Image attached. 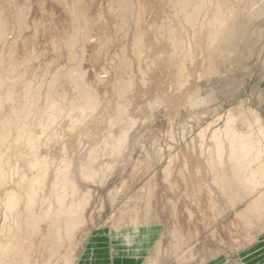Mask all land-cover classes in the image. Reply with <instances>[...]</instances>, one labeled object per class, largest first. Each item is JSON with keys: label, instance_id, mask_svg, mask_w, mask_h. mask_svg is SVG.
<instances>
[{"label": "rangeland", "instance_id": "374dc122", "mask_svg": "<svg viewBox=\"0 0 264 264\" xmlns=\"http://www.w3.org/2000/svg\"><path fill=\"white\" fill-rule=\"evenodd\" d=\"M125 1L124 10L118 12L122 0H84L87 21L98 15L101 20H106V25L101 30L94 25L91 32L83 33L90 43H94L90 48L94 49L95 55L99 54L101 61L105 60L104 64L108 59L117 60L113 61L114 71L124 81L125 91L119 96L105 95L112 96L111 105H119L117 110L101 117L98 109L88 111L77 126L70 121L69 107L78 108V98L74 97L69 104L68 97H62L65 86L78 79V70L84 72L83 79L90 80L91 74L108 77L107 69L104 65H94L89 52H84V59L73 50L74 29H71L65 4L61 0H46L36 14L33 10L40 0H3L4 5L1 6L3 13L24 7L29 13L26 19L33 16L35 22L28 30H23L18 18L5 17V30L8 32L5 45L14 52V59L18 61L26 53V49H18L24 42L22 37L36 42V50L43 52L45 60L53 64V68L47 70L51 74L43 79L40 73L25 71L22 82L36 91L40 90L48 98L59 99L57 129L73 131V135L66 140L72 145V152L67 158L54 160L48 167L49 171L67 160L78 179L80 196L90 192L83 215L85 233L80 234L72 264H81L85 255L90 253L94 239L106 238L107 242L114 228L130 224L132 218L161 225L160 232L155 235V249L147 258L148 264H212L214 261L209 258L220 254L227 257L222 264H240L236 259L239 251L254 243L261 246L264 241V178L262 185L258 184L257 192H241L239 200L230 204L223 191L214 187L217 175L207 157L215 143L214 134L226 142L230 136H226L225 131L232 132L234 126L236 128L233 116L241 114L250 124L251 140L262 146L264 157V0H206L210 5H222L221 12L226 14L223 25L215 30L213 40L204 38V29L203 32L198 31L194 22L196 19L186 23L187 16L171 14V0ZM175 1L185 7L187 15L193 13L190 10L191 0ZM209 12L211 15L203 14L200 24L211 20L213 12L210 9ZM198 15L194 14V17ZM157 29H161V34ZM136 34L142 36L144 49L150 47L148 41L154 40L156 49L151 51L154 58L147 66L148 77L138 74L141 58L134 61L130 52L124 55V62L116 58L123 47H130ZM48 49H51L50 53ZM188 56H192V60L179 79V68L186 64ZM153 69L163 71L161 79L151 78ZM155 86L166 90L172 104L167 106L164 101L158 100L163 98L153 93ZM153 102H156L154 106L151 105ZM48 114L45 113V125L49 122ZM124 132L123 146L117 152L111 142L105 145L109 138ZM62 140L65 141L60 138ZM51 150L59 154L58 146ZM262 156L260 159H264ZM258 161L256 159L252 164L263 171L264 165H258ZM5 165L1 169L6 170ZM87 166L94 175L90 181H83L81 172H86ZM84 167L86 171L82 169ZM39 171L35 168L32 175ZM3 176L0 175V181ZM24 178L22 176V180ZM199 180L212 192V207L199 204V201H209L206 198L208 193L200 195L202 200L195 193V184ZM193 199H198V205L187 206L188 202L194 203ZM255 203L259 205L256 209L263 210V214L259 211L256 218L242 223L239 214L242 215ZM145 208L154 213L147 216ZM185 210L192 214L187 221L184 219ZM3 212L0 211V225L3 223ZM180 215H183V220ZM187 230L191 234L185 244L180 236L182 232L188 233ZM32 246L33 250L38 249L39 241L33 239ZM190 252L195 255L193 259L184 260L185 254ZM35 264H52L48 252L38 254Z\"/></svg>", "mask_w": 264, "mask_h": 264}, {"label": "bare ground", "instance_id": "6f19581e", "mask_svg": "<svg viewBox=\"0 0 264 264\" xmlns=\"http://www.w3.org/2000/svg\"><path fill=\"white\" fill-rule=\"evenodd\" d=\"M45 1L40 0L33 10L34 14L43 8V2L45 3ZM61 1L65 4V12L70 20L71 29H74L72 33L75 39L73 50L78 51V55L83 56L84 59V52H89L91 54V60H89L93 61L94 65H104L108 73V77L106 78H102L97 74H91L89 75L90 80H85L86 77L83 79L84 72L78 70V79L70 81L69 85L65 86L62 97L64 99L68 97L69 104H72L74 97L78 98L79 107H69L71 115L70 121L73 125L77 126L79 121L85 118L88 111H96L98 109L97 112H99L101 117L110 111L117 110L119 105L117 107H114V104L111 105L112 96L106 97L105 95L107 93H111L114 96L122 95L125 91V84L114 71L113 61L117 60L111 56L113 59H108L107 64H104L103 61L105 62V60L101 61L99 54L97 53L95 55L94 49L90 48L94 43H90L83 33V31L88 32L90 29H93L94 27L92 26L94 25L101 30L106 25V20L103 21L98 15H95L94 17L92 16V20L87 21L84 15V0H70L69 3L65 2V0ZM125 2V0H122V3L118 5V12L124 10L123 3ZM190 4V10L192 9L191 11L193 13L189 12L187 15L185 13V7L182 4L180 5L175 0H171L169 5L170 12L178 16H187L185 17L186 23H190L196 19L194 22L198 25V31L203 32L205 30L206 35H203L204 38L213 40L216 37L215 30L219 29L226 19V14H222L221 12L222 5H210L206 0H191ZM3 5V0H0V175H4L3 180L0 181V211H4L3 223L0 225V264H35L36 256L38 254H44V251L48 252L49 260L52 264H72L76 253L75 248L81 238L80 234L82 233L84 235L83 233H85V220L83 215L90 192H87L86 196H80L77 185L78 179L73 174L72 166L67 160L60 162L59 166L55 167L53 171H49L48 167L54 160L59 158L60 161L62 158H67L69 153L72 152V145L66 140L70 138L69 136L73 135V131L63 132L57 129L59 99L48 98L46 94L39 92L40 90L36 91L28 83L22 82V75L25 71L27 73H40L43 79L51 74H48L47 70L53 68V64L49 63L48 59L45 60L43 52L36 50V42L29 39V37H22L21 41L24 42L21 46H18V49L20 48L21 51L26 49V53L18 61L14 59V52L8 50L5 45V40L8 36V32L5 30V17L12 19L15 17L18 18L21 21L23 30H28L35 22L33 16L31 15L29 20L26 19L29 13L27 8L24 7L19 10L4 11L3 13L1 10V6ZM51 7L53 8L52 5ZM209 9L213 12L211 20L208 19L203 24H200L204 19L202 18L203 14L211 15ZM194 14L198 15V17H194ZM66 24L68 25L67 22ZM157 31L159 34L162 32L161 29H157ZM154 33L157 35L155 31ZM152 40L151 42L148 41L150 47L148 46L149 48L144 49L145 44L142 36L136 34L130 47H123L116 58L124 62L126 60V56L124 57V55L128 54L127 52L131 53L134 61L135 59L138 60L141 58L138 66L140 72L138 74L140 73L148 77L147 66L153 57L151 51L155 48L154 40L153 42ZM104 43L106 42L104 41ZM199 44H201V41ZM51 49H48L49 53ZM140 50L143 52H140ZM66 53L68 57L69 49ZM182 59L184 60V57ZM190 60H192V56H188L185 59L186 64L182 65L181 63L182 66L179 68L177 74L179 79L184 76L187 63ZM112 70L114 74H112ZM152 72L150 74L151 78L161 79L163 76V71L161 70L153 69ZM18 86H21V89H18ZM154 88L153 93L163 98V100L158 99L159 101H164L167 106L172 104L171 98L165 89L162 90L160 86L159 88H156V86ZM34 104L36 105L35 108H33ZM154 104L156 102H153L151 105L154 106ZM118 109L120 110V107ZM46 112L49 113V122L45 125L44 120L47 119ZM241 115L233 116V124L236 125V128L233 125L232 132L225 131V135L230 136L226 142L222 138L223 141L219 140L216 134H214L213 138L215 143L211 154L207 157L208 163L212 164V168L217 175L213 181L214 187L223 191L222 193L227 196V202L230 204H234L239 200L241 192L252 193L254 190L257 192L258 184L261 186L263 182L262 178H264V168L261 171L259 170L260 167L252 164L257 159L259 160L258 165H264V159H260L263 154L262 146L260 147L259 143L257 144V142L251 140L248 128L250 124ZM60 138L65 139V141H60ZM124 140L125 132L118 136H112L109 140L105 141V145L107 146L111 142V145L114 144V150L117 152L122 148ZM57 146L59 147L58 155L57 153H53L55 150H51ZM250 153L252 156H249ZM4 163L7 167L6 170L1 169ZM35 168H39L40 171L36 175H32ZM85 168L82 169L86 171ZM87 169L86 172H81L83 181H90L92 175H94V172L90 171L88 166ZM22 176H25L23 180ZM195 185V193L199 196L205 193L209 194L206 197L209 201L207 202L206 200L204 203L199 201V204H203L205 207H212L210 201L214 203V200L210 196L212 195L211 190L204 187L202 180H199ZM198 195H195V197ZM200 199H203L202 196H200ZM196 201L193 199L194 203L190 201L191 203L188 202L187 206L194 205L195 203V205H198ZM257 203L253 205L249 204V206H252L246 212L244 210L242 215L239 214V220L242 223H248L253 217L256 218L259 213L263 214V210L261 212L256 209L258 208ZM144 211L147 216L148 214L152 215L154 213L152 210L149 212L148 208H145ZM198 213L196 212L197 215ZM178 214L176 213V215ZM197 215L195 216L197 217ZM261 215L258 216V219ZM191 216L192 214L185 210V221L191 219ZM180 217L183 220V215H180ZM154 224L158 223L147 220L140 221L138 218H132L130 224L121 227L126 230L128 229L124 239L130 244V241L133 240L130 239L131 234L139 235L142 227L147 228ZM249 224L251 223L249 222ZM121 228L116 227L114 231L118 233L121 231ZM190 230H187L189 234L181 233L180 237L184 238L182 240L183 243L189 238L191 234ZM33 239L39 241V248L36 250L32 248ZM194 256V253L191 252L190 257ZM187 260L189 261L188 256Z\"/></svg>", "mask_w": 264, "mask_h": 264}, {"label": "crops", "instance_id": "0c3cea01", "mask_svg": "<svg viewBox=\"0 0 264 264\" xmlns=\"http://www.w3.org/2000/svg\"><path fill=\"white\" fill-rule=\"evenodd\" d=\"M123 229V230H122ZM161 230V225L154 224L150 227L140 229L139 235L131 234L130 244L124 239L126 236L125 228H121L120 232L113 231L108 241L106 238L94 239L93 245L90 247V253H87L81 264H148L147 258L150 256V251L155 249V235ZM131 232V231H130ZM123 233V234H122ZM109 250H108V249ZM93 251V252H92ZM190 253H186L184 260H192ZM164 258V256H159ZM226 256L220 254L209 258L213 259L212 264H222L226 262ZM236 259L240 264H263L264 263V241L263 244L248 245L236 254Z\"/></svg>", "mask_w": 264, "mask_h": 264}]
</instances>
